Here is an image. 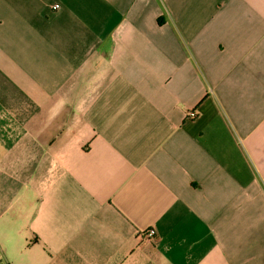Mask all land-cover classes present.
<instances>
[{
    "label": "crops",
    "instance_id": "crops-1",
    "mask_svg": "<svg viewBox=\"0 0 264 264\" xmlns=\"http://www.w3.org/2000/svg\"><path fill=\"white\" fill-rule=\"evenodd\" d=\"M0 264H264V0H0Z\"/></svg>",
    "mask_w": 264,
    "mask_h": 264
},
{
    "label": "built area",
    "instance_id": "built-area-1",
    "mask_svg": "<svg viewBox=\"0 0 264 264\" xmlns=\"http://www.w3.org/2000/svg\"><path fill=\"white\" fill-rule=\"evenodd\" d=\"M56 7H59V5H56ZM188 117L191 119H194L196 117V113L195 111H191L188 113ZM143 237L148 238L150 240H156L157 238V233L154 229H150L147 232H145L144 234H142Z\"/></svg>",
    "mask_w": 264,
    "mask_h": 264
}]
</instances>
